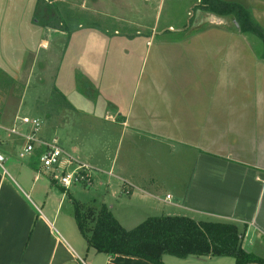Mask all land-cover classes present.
Returning a JSON list of instances; mask_svg holds the SVG:
<instances>
[{
    "label": "crops",
    "instance_id": "0c3cea01",
    "mask_svg": "<svg viewBox=\"0 0 264 264\" xmlns=\"http://www.w3.org/2000/svg\"><path fill=\"white\" fill-rule=\"evenodd\" d=\"M229 1L242 5L264 30L263 23L253 15L264 14V0ZM34 3L35 0H0V51L10 44L20 52V55L0 56V68L10 76L21 70L25 55L42 52V45L47 46L52 40L40 25L30 20ZM71 38L64 56L69 52ZM237 40L228 35L223 43L216 45L220 55L217 62L214 46L211 47L215 45L214 39L200 40L206 51L203 55L191 54L202 58L195 63L187 55L166 57L169 66L173 60L178 65L181 60L188 61L194 77L177 76L176 85L157 84L152 77L154 84L147 85L150 82L147 77L142 86L136 77L123 103L119 102V96H110V102L99 106L102 89H98L97 81H90L97 88L90 100V112L75 102L76 94H68L60 83L56 85L69 104L63 109L76 115L90 113L93 122L85 125L90 127V137L93 132L96 134L93 142L89 137L85 150L80 139L69 136L72 145L64 152L69 151L66 154L75 161L89 166L91 185L103 187L101 197L92 198L91 203L107 206L124 228L134 226L156 210L160 212L156 215L231 222L238 231H243L241 246L246 251L250 250L247 245L254 247L250 252L261 256L260 251L264 250V56L253 51L240 52L241 42ZM167 43L180 44L172 40ZM70 68L71 72L87 74L75 63ZM152 93L159 95V101L151 100ZM2 118L0 113V122L11 124L6 116L5 120ZM1 138L4 145L8 137ZM145 141L172 147L174 161L166 160L161 166L148 165L142 150ZM40 148L38 145L24 164L13 163L0 150L9 170L2 161L0 264H153L137 256L95 251L73 228L75 222L69 208L62 214L57 211L58 203L54 210L49 208L52 185L61 186L56 182L46 184L45 178H40V174L49 177L36 159ZM90 167L93 170L89 171ZM107 196L114 201L109 202ZM225 256L162 254L161 260L164 264H232L233 260H225Z\"/></svg>",
    "mask_w": 264,
    "mask_h": 264
},
{
    "label": "rangeland",
    "instance_id": "374dc122",
    "mask_svg": "<svg viewBox=\"0 0 264 264\" xmlns=\"http://www.w3.org/2000/svg\"><path fill=\"white\" fill-rule=\"evenodd\" d=\"M203 5L200 0H38L32 9L36 19L58 16L60 13L63 16L68 13L71 18L66 19L68 27L61 24L63 29L41 26L52 39L50 44L42 45V52L34 56L25 55L22 68L18 69L15 75L10 76L0 68V113L2 119L5 120L6 116L7 121L14 123L18 131L11 134L3 145L1 136H5L6 125L0 122L1 152L4 156H9L15 164H24L29 156H33L31 153L22 158L18 157V152L25 142L23 134L30 132L31 128L30 123H23L19 117H27L31 122L35 120L38 127L33 131V135L39 141H50L54 135L55 143L62 146L65 151L72 145L68 141L69 136H76L81 140L83 149L87 148L91 133L90 127L85 124L93 122L92 116L90 113L86 116L75 113L74 115L63 109L66 100L60 92L53 89L57 88L56 85L59 83L66 88L68 94H76L72 96L75 102H79V106L90 112L91 101L97 89L95 83L90 81H97L100 86L98 89H102L98 103L103 107L105 102H110V96L112 98L119 96V102H125L136 77L140 80L141 86L145 84L144 80L147 77L150 78V82H146L147 85L154 84L152 79L157 84L176 85L174 80L180 75L191 79L195 72L191 70L188 61L181 60L179 65L183 68H180L174 60L169 62L171 65L169 66L165 58L187 55V58L191 59L190 62L202 60L199 56L195 58L191 55L205 54V47L200 44L201 39L215 40V45L211 44V47L214 46L216 62L220 56L217 55L219 52L216 45L223 43L228 35L241 42L240 52L253 51L264 56L261 41L253 34L237 31L231 19L223 23L205 21L202 19L204 14L196 16L197 10H206ZM253 15L264 25V14ZM70 38L72 42L69 52L64 56V48ZM148 39L149 42H146ZM170 40L178 41L180 44L170 46L167 43ZM13 48L10 44L4 46L0 56L3 58L5 55H20L19 50ZM74 63L87 74L71 72L70 67ZM151 100L159 101V95L152 93ZM93 133L90 137L92 142L96 135ZM34 146L36 151L38 144L35 143ZM163 146L149 141L143 143L142 150L145 152L148 165L161 166L166 160L174 161L175 154L170 152L172 147ZM2 165L9 171L4 161ZM90 170L93 168L90 167ZM42 177L45 178L46 184L55 183L53 180L51 182L49 177L48 180L46 175L40 174V178ZM52 189L49 196L52 202L49 208L54 210L58 203L57 211L60 214L68 208L71 212L75 201L82 204V208L94 206L91 203L92 198L101 197L103 192V187L99 188L96 183L91 185V180L86 185L79 181L72 182L64 190L52 185ZM106 199L109 202L114 201L109 196ZM158 213L159 210H156L153 215ZM72 226L77 234H80L76 225ZM247 246L249 251L254 249ZM260 253L262 254L259 255L264 256V250ZM225 257V260H233L231 256Z\"/></svg>",
    "mask_w": 264,
    "mask_h": 264
},
{
    "label": "trees",
    "instance_id": "16d2710c",
    "mask_svg": "<svg viewBox=\"0 0 264 264\" xmlns=\"http://www.w3.org/2000/svg\"><path fill=\"white\" fill-rule=\"evenodd\" d=\"M37 1L35 0V4ZM200 1L206 11L231 17L236 23L233 27L237 31L253 34L264 46V30L242 5L229 0ZM70 18V14L65 13L63 16L60 13L58 16L36 19L32 12L30 20L40 26L63 29V26L68 27L67 20ZM53 89L57 90L56 87ZM65 104L69 105L67 102ZM50 181L53 182L52 179ZM82 184L86 185L85 182ZM61 189L64 190L62 187ZM81 205L74 202L72 217L86 245L97 252L137 256L153 264H164L162 254L177 257L228 255L233 258L232 264H264V257L246 251L241 246L243 231H238L231 222L194 220L185 215L161 214L148 215L134 226L124 228L103 203L85 208Z\"/></svg>",
    "mask_w": 264,
    "mask_h": 264
},
{
    "label": "built area",
    "instance_id": "2783aa9c",
    "mask_svg": "<svg viewBox=\"0 0 264 264\" xmlns=\"http://www.w3.org/2000/svg\"><path fill=\"white\" fill-rule=\"evenodd\" d=\"M23 123H30V132L23 134L25 142L18 152V157L22 158L33 153L34 144L37 143L41 148L36 153V159L39 166L46 171L49 178L58 183L62 188L66 189L72 182H85L89 184L90 176L88 173V165L84 162L75 161L63 149L58 146L54 139L51 142L39 141L34 137L33 131L37 130L38 124L27 117H19ZM1 128V124H0ZM5 138L13 133H18L14 123L6 126ZM1 140V139H0ZM4 156L0 153V164Z\"/></svg>",
    "mask_w": 264,
    "mask_h": 264
},
{
    "label": "water",
    "instance_id": "95a60500",
    "mask_svg": "<svg viewBox=\"0 0 264 264\" xmlns=\"http://www.w3.org/2000/svg\"><path fill=\"white\" fill-rule=\"evenodd\" d=\"M195 14H196V16L198 14H204L205 16L202 19H205V21L208 20V21H212V22L227 23V19H231L232 24L236 25V23L233 21V19L229 16H226V15L224 16V15L216 14L214 12L206 11V10H204V11L203 10L202 11L197 10Z\"/></svg>",
    "mask_w": 264,
    "mask_h": 264
}]
</instances>
